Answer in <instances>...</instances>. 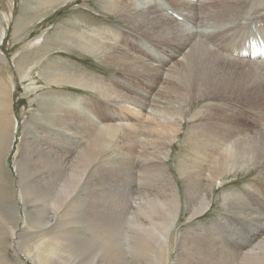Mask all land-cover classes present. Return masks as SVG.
<instances>
[{
  "label": "bare ground",
  "instance_id": "6f19581e",
  "mask_svg": "<svg viewBox=\"0 0 264 264\" xmlns=\"http://www.w3.org/2000/svg\"><path fill=\"white\" fill-rule=\"evenodd\" d=\"M76 1L36 0L35 6L39 15H45L56 6L64 7ZM102 6L127 26L91 29L61 26L53 34L101 58L104 64L116 69L115 74L107 79L91 76L79 66L80 69L71 67L69 60L62 61L59 49L53 53L44 50L35 59V65H44V74L39 73L44 81L42 86L50 90L59 85L77 86L97 94L103 106L88 95L66 104L56 94L52 100L47 99L43 107L47 115L42 121L51 128L56 127L57 133L38 131L36 137H30L31 127L27 125L23 139L26 152L53 156L59 164L61 154L54 151L58 140L69 146L86 140L63 185V188L68 187L63 201L85 180L91 162L103 163V153L108 149L101 151L102 145L107 143L116 148L126 144L124 159L133 162L143 159L137 165L147 173L146 182L156 191L144 193L133 204V212L117 228L115 244L106 237L105 244L87 259V264H107L118 254L123 255L122 238L138 256L168 264L171 234L173 240L178 239L172 264H214L225 255L238 259L241 256L245 259L243 264H264V251L263 254L252 253L261 240L258 238H264L261 209L264 201H259L264 198V61L232 55L236 43L241 42L256 23L262 22L260 31L264 29V12H261L264 0H103ZM170 11L183 20L178 21ZM54 48L62 46L54 45L51 49ZM15 68L19 79L29 78L33 72L32 65ZM11 86L12 83H7L0 75V153L3 154H10L18 132L14 126ZM37 87L38 84L32 82L26 89L34 92ZM200 102H205L210 112L189 117L187 110ZM181 133V143L187 146L197 164L180 174L187 221L204 215L211 208L215 185L232 173L255 169L260 181L255 186H247L244 193L223 191L221 203L225 213L205 223L190 222L174 236L180 220L181 195L168 173L166 161L171 156L170 147ZM141 171L135 173L138 179ZM112 172L107 175V191L103 190L106 192L102 194L107 201L116 202L132 191L127 192L129 184L124 176L119 178ZM87 186H91L88 189L91 193L98 188L91 183ZM23 189L22 186L24 193ZM244 222L253 233L241 240L235 226ZM207 224L208 229L218 225L217 230L224 227L229 231L226 239H220V246L198 233L197 227ZM213 231L212 228L207 234ZM192 255H197L198 260H193ZM138 256H127L124 264L144 263Z\"/></svg>",
  "mask_w": 264,
  "mask_h": 264
},
{
  "label": "rangeland",
  "instance_id": "374dc122",
  "mask_svg": "<svg viewBox=\"0 0 264 264\" xmlns=\"http://www.w3.org/2000/svg\"><path fill=\"white\" fill-rule=\"evenodd\" d=\"M35 3L36 0H0V75L7 80V83H12L10 96L13 104L14 126L18 128L10 154L0 153L2 156V162L0 161V264H41V262L44 264H87V259L105 244L106 237L115 244L117 228L133 212L135 208L133 204L138 202L144 193H154L156 189L146 182L147 173L137 165V162H142L143 159H139L137 162L124 159L128 149L126 144L114 148L106 143L99 148L101 151L108 149L106 153H103V163L100 164L99 160L91 162L85 173V180L83 178L84 181L76 191L63 201L68 188L66 186L63 188V185L66 184V179L70 175V167L76 161V157L80 155L86 140H81L74 146L73 144L72 146L66 145L62 140L61 142L58 140L54 144L56 149L54 151L56 154H61L62 163L59 164L53 156L36 151L26 152L23 148L24 129L28 126L31 127L30 137H36L38 131L47 130L45 132L54 133V135L57 133L56 127L55 129L51 128L42 121V117L47 115L43 110L47 99L52 100L56 94L66 104L76 102L84 95L93 98L99 106H103V100L99 99L97 94L77 86L59 85L54 90L48 89L46 85L42 86L44 81L40 79L39 73L44 74V65L36 66L35 59L42 55L44 50H50L49 52L53 53L59 49V53L63 55L61 60H69L68 63L71 67H80L81 70L88 71L87 73L91 76L99 75L104 79L110 78L115 74V68L104 64L101 58H95L77 47L57 39L53 33L58 32L57 29L61 26L71 29H79V27L91 29L94 26L120 28L127 26V23L106 11L102 6L103 0H77L68 6H56L45 15H39V9ZM40 10L42 11V8ZM261 10L264 12L263 9ZM262 33H264V29ZM53 44L62 46V48L51 49ZM31 65L33 72L29 78L19 79L15 67L25 69ZM32 82L41 87H37L34 92H29L26 86ZM39 93H43V96L38 97ZM205 105V102L193 104L187 110L188 116L197 117L199 114L210 112V109ZM188 121L189 118L185 120V122ZM83 130L89 132L86 128ZM182 136L181 133L173 142L170 147L171 156L166 161L168 173L173 182L177 183L181 195L180 220L175 226L174 236L190 222L205 223L220 213H225L221 203L223 191L238 190L240 193H244V189L249 188L247 186H255L257 181H260L258 171L255 169L254 171L249 168L248 171H242L236 175L232 173L231 176L215 185L216 192L211 196L213 199L211 208L204 215L195 216L187 221L185 219L186 196L180 174L182 171L196 167L197 164L190 157L187 146L181 143ZM46 142L44 141L45 144H48ZM111 171L119 178L124 176L127 179V185L129 184L127 192L132 191L131 194L116 202L107 201L103 195L107 191L105 189L106 179ZM140 171L141 176L138 179L137 175ZM88 183L93 184L92 187L101 185L91 193L88 190L91 188V186H87ZM130 184L132 185L130 186ZM218 186L220 189L217 190ZM259 201H264V198L261 197ZM262 205L264 206V204ZM261 209L264 212V207ZM207 226L208 224L204 227L198 226L197 231L199 234L205 235L203 237L205 240L210 238L212 241L213 239L216 246H220V239H226L229 236V231L226 228L222 227L223 230L221 228L217 230L218 225L211 226L214 231L207 234L212 229H208ZM235 227L238 228L237 236H242L241 240L253 233V230L248 228L249 225L245 222ZM205 229H208L207 233ZM98 231H100V235ZM233 237H236V233ZM258 239L261 240L252 253L263 254L264 243L262 241L264 238ZM122 240L120 248L124 251L123 255L118 254L111 258L107 264H124V259L127 256H138L132 248L126 245L123 238ZM177 240V237L173 240L171 234L167 251L168 264L175 261ZM51 256L52 258H50ZM238 257L240 259L232 257V255H225L222 259L215 260L214 264H243L245 259L241 256ZM140 258L144 261V263L141 261L140 264H159L149 259ZM192 258L195 261L198 260L197 255H192Z\"/></svg>",
  "mask_w": 264,
  "mask_h": 264
}]
</instances>
